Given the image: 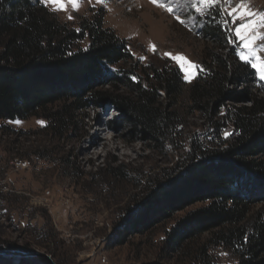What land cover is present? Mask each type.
<instances>
[{
    "label": "rangeland",
    "instance_id": "obj_1",
    "mask_svg": "<svg viewBox=\"0 0 264 264\" xmlns=\"http://www.w3.org/2000/svg\"><path fill=\"white\" fill-rule=\"evenodd\" d=\"M31 1L76 30L83 19L101 11L103 26L127 42L136 61L143 67L177 69L182 86L174 93L156 86L153 107L177 118L169 136L158 142L145 138L111 103L96 104L86 97L83 108L71 101L57 102L24 119L0 120V250L38 251L60 264H198L203 252L214 264H236L232 252L209 243L216 230L178 246L166 244V233L173 225L207 203L179 210L142 233L131 234L121 245H113V240L119 229L133 222L156 184L180 173L193 143L213 148L229 139L230 113L251 104L245 93L235 97L231 91L248 90L264 99V80L257 73L254 83L226 84L219 104L213 100L206 109L194 108L189 87L203 71L202 59L212 48L200 34L206 14L201 16L183 2L173 3L176 12L170 14L150 0H107L105 4L82 0L78 9L67 4L66 11ZM249 7L264 11V0H249ZM176 14L184 24L175 19ZM221 15L235 56L243 61V44L235 37L242 21L228 17L226 11ZM87 42L82 41L81 47L86 48ZM181 56L184 59L176 58ZM97 89L114 90L107 85ZM65 105L71 106L67 114L53 115ZM257 208L252 206L251 212ZM18 259L10 263L0 259V264H24Z\"/></svg>",
    "mask_w": 264,
    "mask_h": 264
},
{
    "label": "trees",
    "instance_id": "obj_2",
    "mask_svg": "<svg viewBox=\"0 0 264 264\" xmlns=\"http://www.w3.org/2000/svg\"><path fill=\"white\" fill-rule=\"evenodd\" d=\"M218 12L210 9L204 17L200 34L212 48L202 59L203 71L189 87V98L200 110L213 100L219 104L226 84L254 83L252 68L235 56ZM84 40L86 48L80 45ZM104 85L114 90L97 89ZM156 86L179 92V71L143 67L127 42L103 26L101 11L83 19L76 30L38 1L0 0V120L24 119L57 102L71 101L83 108L86 97L96 104L111 103L145 138L158 142L169 136L177 118L153 107ZM231 93L235 97L245 93L251 104L230 113L229 139L213 148L193 143L180 173L151 189L152 195L133 222L119 229L113 245L190 205L207 203L180 218L166 233V244L178 246L216 230L209 243L232 252L236 264H264V99L248 90ZM70 107L65 105L53 115L67 114ZM254 205L258 208L251 212ZM0 259L10 263L18 258ZM18 260L51 264L40 257ZM198 264L214 263L203 252Z\"/></svg>",
    "mask_w": 264,
    "mask_h": 264
},
{
    "label": "snow or ice",
    "instance_id": "obj_3",
    "mask_svg": "<svg viewBox=\"0 0 264 264\" xmlns=\"http://www.w3.org/2000/svg\"><path fill=\"white\" fill-rule=\"evenodd\" d=\"M41 2L55 5L54 11H66L67 4L70 3L73 9H78L82 0H41ZM150 2L165 8L170 14L176 12V9L172 7L173 3L179 5L183 2L193 7L201 16L208 14L212 8L223 6L220 7L218 14H224L226 11L228 17L242 21L235 29V37L243 44L240 59L254 69V75L258 73L260 78L264 80V56L259 54L264 52V32L261 31V29H264V11L253 12L249 7V0H150ZM97 3L105 4L107 0H97ZM68 18L73 19L71 16ZM175 19L181 24L185 23L180 14H176ZM150 47L153 51L156 50L155 45H150ZM165 55L172 56L171 53H165ZM176 58L178 60L184 59L182 56ZM192 66L196 67L194 64ZM185 79L189 78L186 76Z\"/></svg>",
    "mask_w": 264,
    "mask_h": 264
},
{
    "label": "water",
    "instance_id": "obj_4",
    "mask_svg": "<svg viewBox=\"0 0 264 264\" xmlns=\"http://www.w3.org/2000/svg\"><path fill=\"white\" fill-rule=\"evenodd\" d=\"M0 254L5 256L40 257L43 259H47L51 264H57L55 261L52 260V258L49 255L38 251L29 252L18 249H12V250L7 249V250H0Z\"/></svg>",
    "mask_w": 264,
    "mask_h": 264
},
{
    "label": "built area",
    "instance_id": "obj_5",
    "mask_svg": "<svg viewBox=\"0 0 264 264\" xmlns=\"http://www.w3.org/2000/svg\"><path fill=\"white\" fill-rule=\"evenodd\" d=\"M20 165H21V161H17L16 166H20ZM101 262H102V263H105V259L102 258V259H101Z\"/></svg>",
    "mask_w": 264,
    "mask_h": 264
}]
</instances>
